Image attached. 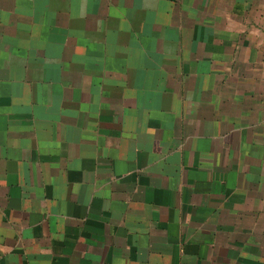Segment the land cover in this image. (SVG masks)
I'll return each mask as SVG.
<instances>
[{
  "label": "crops",
  "instance_id": "1",
  "mask_svg": "<svg viewBox=\"0 0 264 264\" xmlns=\"http://www.w3.org/2000/svg\"><path fill=\"white\" fill-rule=\"evenodd\" d=\"M0 264H264V0H0Z\"/></svg>",
  "mask_w": 264,
  "mask_h": 264
}]
</instances>
